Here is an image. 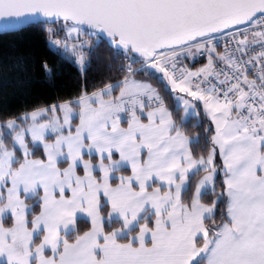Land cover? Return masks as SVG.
Segmentation results:
<instances>
[{
	"label": "snow or ice",
	"instance_id": "6c2138e0",
	"mask_svg": "<svg viewBox=\"0 0 264 264\" xmlns=\"http://www.w3.org/2000/svg\"><path fill=\"white\" fill-rule=\"evenodd\" d=\"M23 24L39 27L50 50L74 58L82 76L95 53L110 49L122 78L0 125V264H264V0H0V29ZM221 34L231 40L218 59L231 73L213 70ZM231 44L253 54L237 60ZM205 52L208 63L198 71L178 67L185 54ZM253 61L261 70L249 79ZM43 68L51 76L47 62ZM151 69L184 94L175 97L180 123L160 91L135 78L143 72L162 83ZM194 101L211 121L204 131L215 126L198 158L192 145L200 137L183 130L199 116ZM41 145L43 158L33 159ZM125 168L131 174L113 186ZM28 200L40 209L31 221ZM84 217L91 227L81 234ZM106 223L119 227L107 231Z\"/></svg>",
	"mask_w": 264,
	"mask_h": 264
},
{
	"label": "trees",
	"instance_id": "16d2710c",
	"mask_svg": "<svg viewBox=\"0 0 264 264\" xmlns=\"http://www.w3.org/2000/svg\"><path fill=\"white\" fill-rule=\"evenodd\" d=\"M88 51V49H86ZM99 57L97 60L95 57ZM47 62L51 69V76L45 74L43 64ZM20 63L22 70L16 65ZM112 65V71L108 70V66ZM120 67L118 61H113L111 52L108 48H101L95 53L92 59V66L85 76H82L78 67L74 64L73 59L68 55H58L50 50V46L46 37L39 27L29 25L16 32L0 34V125L6 123L10 118L19 117L24 113H31L39 108H49L52 105H58L65 101H74L86 90L89 94L102 88L107 83H116L122 78L121 74L116 71ZM156 77L162 80L157 83L155 79L145 77L143 72L139 73L135 78L145 80L156 87L164 97L166 105L173 110V118L177 123L181 121V109L174 110L176 107L174 94L171 89L167 88L166 80H163L161 73L155 72L154 69L149 70ZM165 89L167 91L165 92ZM197 121L201 123L197 125ZM210 125L209 120L199 111V117L188 119L184 126V132L190 138L200 137L199 144L192 145V151L195 157L207 155V146L205 139L210 144L211 133L204 131ZM25 126V125H22ZM4 130V129H3ZM6 144L11 146V137H6ZM30 149L32 144L29 143ZM18 156H21L17 150ZM43 158L42 148L34 150L33 158ZM220 166L219 158L216 160ZM203 172L200 173V175ZM199 176L192 180V191L194 192L195 182ZM218 188L223 184V176L217 177ZM191 192L188 194L190 198ZM213 197L211 195L205 197L204 202L210 203ZM31 206L29 210V221L39 212V204L35 200H28ZM103 215L107 216L106 209ZM5 226H10V221L5 222ZM119 227L113 224L106 230L111 231L112 228ZM90 228V222L86 219L79 220L77 229L82 234ZM70 239H74V234ZM39 240H37V243Z\"/></svg>",
	"mask_w": 264,
	"mask_h": 264
},
{
	"label": "built area",
	"instance_id": "2783aa9c",
	"mask_svg": "<svg viewBox=\"0 0 264 264\" xmlns=\"http://www.w3.org/2000/svg\"><path fill=\"white\" fill-rule=\"evenodd\" d=\"M221 35L224 36V39L217 38L214 41V44L216 45L217 50H216V52L212 53V56L214 58V66H215L213 70L214 71H225V72L231 73V69H229L228 66L223 61H220L218 59V56L225 52V47H226L225 39H227L229 41L231 40V38L227 37L226 34H221ZM230 47H231V50L234 53L235 58L237 60H239L241 58L247 60V59H249L250 55L253 54L251 52V49L249 50V53L247 55L241 54V53H236L235 52V47H236L235 44H231ZM252 48H255L256 51H259V45H253ZM193 51L195 52V50H193ZM66 55H68L70 57L69 54H66ZM208 55L209 54L206 52L203 54H195L193 56H188L187 54H185L183 56V59L181 60L180 64L178 65V67H185L189 71L196 72L199 69L203 68L205 65H207ZM71 59H74V58H71ZM253 65H255V67H253ZM136 67H139V65H136ZM247 67H248L249 79L256 78L258 76L260 70H261V66L259 64H256L255 61H253L252 64H249ZM224 78H225L224 75H220V77H219L220 80H223ZM209 79L212 81V83H215V77H210ZM205 86L210 87L211 84L206 83ZM217 87L224 88V85L217 84Z\"/></svg>",
	"mask_w": 264,
	"mask_h": 264
},
{
	"label": "crops",
	"instance_id": "0c3cea01",
	"mask_svg": "<svg viewBox=\"0 0 264 264\" xmlns=\"http://www.w3.org/2000/svg\"><path fill=\"white\" fill-rule=\"evenodd\" d=\"M138 80V79H137ZM169 87H170V85H169ZM170 89H171V87H170ZM178 93V92H177ZM177 93H173L174 94V99H175V95L177 94ZM179 95H182V93H178ZM114 96L115 95H119V89H117L116 90V92H114V94H113ZM59 105V104H58ZM51 107H49L48 109H50ZM49 113H51L50 111H49ZM48 113V114H49ZM206 116V115H205ZM207 117V116H206ZM41 120H48V116L46 115V116H44V117H41L40 118ZM208 119V118H207ZM145 122H146V117H145ZM79 123V118H74V120H73V126H72V130L74 131L75 130V127H76V125ZM123 127H126L127 126V124H126V122L122 125ZM67 133V130H65V134ZM49 137V140H48V142H52V141H54V139L55 138H53V137H51V136H48ZM42 146V145H41ZM42 148V153H43V146L41 147ZM217 157H218V155H217ZM33 158V157H32ZM88 157H87V155H85V159H87ZM115 159H118L119 157H118V154L117 155H115V157H114ZM219 158V157H218ZM33 159H40V158H37V157H35V158H33ZM92 162L94 163V164H96V163H98L99 162V158L98 157H96V156H94L93 157V160H92ZM106 163H107V161H105ZM61 167H67V164L66 163H64V164H62L61 165ZM78 174H83V170H82V168H80L79 169V173ZM97 174V176L99 175V173H96ZM131 174V170H130V168H125V169H122L120 172H118V173H115L114 174V184H113V186H115V183H118V177L120 176V175H125V176H127V175H130ZM205 173H202L198 178H197V180H196V182L204 175ZM195 182V183H196ZM194 189H195V187H194ZM43 193H42V190H41V195H42ZM56 195H57V197H58V192L56 193ZM40 211V210H39ZM106 212H107V209H106ZM38 214H39V212H38ZM83 219H86L87 220V218L86 217H84ZM90 227H91V225H90ZM40 239H42V237H40ZM47 251V250H46ZM48 254H50V252H48Z\"/></svg>",
	"mask_w": 264,
	"mask_h": 264
},
{
	"label": "rangeland",
	"instance_id": "374dc122",
	"mask_svg": "<svg viewBox=\"0 0 264 264\" xmlns=\"http://www.w3.org/2000/svg\"><path fill=\"white\" fill-rule=\"evenodd\" d=\"M85 51H86V49H85ZM171 87V86H170ZM179 93V92H178ZM176 94L175 95V97L176 96H180L179 94ZM182 95H184V94H182ZM187 99H191V97H186ZM175 103H176V106L178 105L179 106V108L181 109V119L183 118V116H184V112H183V105H182V103L180 102V101H177L176 99H175ZM193 103H195V104H197L198 105V111H200V109H201V111L203 112V114H205L204 113V109H203V105L202 104H200V102H198V101H194ZM78 109H74V112L75 113H77V115L75 116V118H79L78 117ZM57 115H59V117H60V119H61V121L63 120V116H62V114H60V113H57ZM206 115V114H205ZM48 120L49 119H51L52 118V114L51 113H49L48 115ZM207 116V115H206ZM199 117V116H198ZM208 118V117H207ZM208 120H209V122H210V125H211V121H210V119L208 118ZM44 121H46V120H41V122H44ZM29 123H31V121L29 120ZM72 126H73V123H72ZM23 127H27V125H25V126H23ZM65 130H67V129H65ZM4 132H7V129L5 128L4 130H3ZM214 131H215V126L214 125H212V134H214ZM48 136H51V137H53V138H55V136H54V134H52V133H48ZM26 142L29 144V143H31L32 144V141H31V137L30 136H26ZM17 147V150L19 151V148H18V146H16ZM42 147V146H41ZM20 153V152H19ZM21 154V153H20ZM21 156H22V154H21ZM219 157V156H218ZM219 161H220V159H219ZM220 167L222 168V161H220ZM42 237V236H41Z\"/></svg>",
	"mask_w": 264,
	"mask_h": 264
},
{
	"label": "water",
	"instance_id": "95a60500",
	"mask_svg": "<svg viewBox=\"0 0 264 264\" xmlns=\"http://www.w3.org/2000/svg\"><path fill=\"white\" fill-rule=\"evenodd\" d=\"M29 25H32V24H23V25H20V26H18V27H16V28L0 29V34H2V33H9V32H16V31H19V30H21L22 28H25V27H27V26H29ZM161 75H162V77H163V74H162V73H161ZM166 85H167V88L170 89L167 80H166Z\"/></svg>",
	"mask_w": 264,
	"mask_h": 264
}]
</instances>
